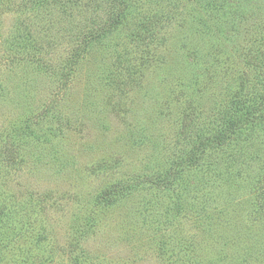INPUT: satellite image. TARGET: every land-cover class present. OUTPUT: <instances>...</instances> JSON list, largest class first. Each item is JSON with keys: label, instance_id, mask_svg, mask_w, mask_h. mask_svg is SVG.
<instances>
[{"label": "rangeland", "instance_id": "obj_1", "mask_svg": "<svg viewBox=\"0 0 264 264\" xmlns=\"http://www.w3.org/2000/svg\"><path fill=\"white\" fill-rule=\"evenodd\" d=\"M0 215V264H264V0H0Z\"/></svg>", "mask_w": 264, "mask_h": 264}, {"label": "trees", "instance_id": "obj_2", "mask_svg": "<svg viewBox=\"0 0 264 264\" xmlns=\"http://www.w3.org/2000/svg\"><path fill=\"white\" fill-rule=\"evenodd\" d=\"M0 217L2 218V216L0 215ZM12 226V225H11ZM6 227H1L0 228V240H5V233H6V231L7 230H12L11 228H9V229H5ZM13 231L15 232V233H17L16 234V237H21L20 235H18L19 233H20V228H18L17 229V231L18 232H16L14 229H13ZM15 236H14V238H16ZM2 243H5L4 241H1ZM1 244V243H0ZM8 248L10 249V251H16V246L14 245V242H10V245H8ZM38 259V258H37ZM46 257L45 256H42V257H39V262L41 263V264H46Z\"/></svg>", "mask_w": 264, "mask_h": 264}]
</instances>
